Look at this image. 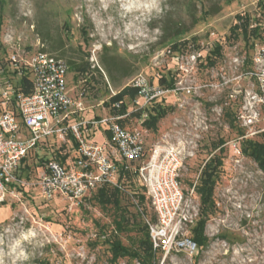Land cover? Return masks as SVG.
<instances>
[{
    "label": "rangeland",
    "instance_id": "rangeland-1",
    "mask_svg": "<svg viewBox=\"0 0 264 264\" xmlns=\"http://www.w3.org/2000/svg\"><path fill=\"white\" fill-rule=\"evenodd\" d=\"M263 4L0 0V100L1 88L17 79L12 57L18 53L28 58L42 51L66 60L69 92L74 100H83L88 118L112 115L111 95L143 74L152 87L165 92L151 102L139 95L128 98L131 114L121 123L145 134L146 150L154 144L182 149L181 186L185 194L193 192L200 211L204 166L211 159L221 160L211 201L189 231L194 237L193 229L205 218L204 247L194 256H165L153 248V264H264V171L252 156V143L264 142V131L261 122L250 129L238 118L247 91L256 90L255 80L245 75L256 48L264 43ZM244 14L250 16L251 27L263 24L258 37L232 31ZM217 46L219 53L214 51ZM71 62L87 63V70L77 73ZM162 77L171 90L160 84ZM158 109L166 112L164 117L145 127L142 115ZM93 138L103 142V130L97 129ZM68 140H45L39 152L59 159L61 151L70 160L77 143L71 135ZM34 152L21 176L25 184L6 192L0 202V264H141L129 257L114 259L105 241L118 238L138 249L144 239L141 226L152 221L154 211L137 178L121 181L120 210L103 203L98 190L81 200L60 194L45 198ZM135 191L145 196L143 202ZM121 212L129 224L118 231L114 221Z\"/></svg>",
    "mask_w": 264,
    "mask_h": 264
},
{
    "label": "built area",
    "instance_id": "built-area-1",
    "mask_svg": "<svg viewBox=\"0 0 264 264\" xmlns=\"http://www.w3.org/2000/svg\"><path fill=\"white\" fill-rule=\"evenodd\" d=\"M12 62L18 75H28L31 90L19 91L11 83L1 88L5 109L0 112V202L6 192L25 184L18 175L24 158L45 140L56 137L67 144L71 135L77 143L73 158L65 162L53 158L41 167L39 184L45 198L60 194L81 200L104 186L122 189V171L131 170L145 188L156 216L155 221H148L153 248L165 256H194L197 243L189 231L200 209L193 192L185 194L181 186L182 149L154 144L146 150L145 134L120 124L128 114L86 117L83 100H74L69 92L64 59L41 51L28 58L18 53ZM251 62L245 76L255 80L256 90L247 91L248 100L241 103L238 118L250 129L259 121L263 126L260 131H264V43L256 48ZM131 86L146 102L165 92L152 87L143 74L136 76ZM147 117L142 115L143 120ZM97 129L107 133L103 142L93 138Z\"/></svg>",
    "mask_w": 264,
    "mask_h": 264
},
{
    "label": "trees",
    "instance_id": "trees-1",
    "mask_svg": "<svg viewBox=\"0 0 264 264\" xmlns=\"http://www.w3.org/2000/svg\"><path fill=\"white\" fill-rule=\"evenodd\" d=\"M264 5V4H263ZM238 18L241 20L240 24H235L232 27V31H238V29H241L245 37H258L261 33V25L256 23L254 27H251V19L250 16L247 14L244 15H239ZM180 30L177 31L174 35L180 34ZM216 53L220 52V47L217 46L214 50ZM57 56V55H55ZM59 57V56H57ZM61 58V57H59ZM63 59V58H62ZM66 61V60H65ZM1 63V60H0ZM68 65V71L70 68V65L66 61ZM210 65H214L213 59H210L208 61ZM73 69L77 72H85L87 70V63L84 64H75L72 63ZM14 74L17 76L16 81L13 83L16 89L19 91L28 93L31 90V81L28 78L27 74L23 75H18L17 71H14ZM160 84L162 86H165L166 89L171 90L173 87L172 85L166 80V78L162 77L160 79ZM139 95V91L137 88H134L132 86H126L123 89H121L119 92H117L114 95H111L109 99L108 105L111 107V114L114 116H123L128 114V105H127V99L128 98H135ZM1 103V100H0ZM115 103L119 104V107L115 105ZM1 107L5 109V107L1 104ZM0 110L1 111H3ZM166 112L164 110L158 109V111L148 113V117L142 122V124L147 127V128H152L156 126L157 122L159 119L163 118ZM121 123V120H119ZM122 124V123H121ZM72 137V136H71ZM73 138V137H72ZM73 142H75L73 138ZM40 150H36L34 152V158L35 162L39 164V166H43L46 162H48L51 157L47 156L46 153H40ZM63 152L60 151L59 159L62 162H65L69 154H62ZM33 154V151L31 154H29L26 158L23 159L22 165L20 167V170L18 171L19 177L22 176V174L28 170V158ZM252 156L254 159L259 163L260 168L264 171V142H253L252 143ZM56 159V158H55ZM222 165V162L220 159L217 160V158L211 159L206 165L204 166L203 172H202V181H201V187H200V193H201V214L203 216V213L206 212L207 205L211 201V197L213 195L214 191V183H215V176L217 175L218 167ZM124 172L123 176L121 177L122 180H132L133 177L137 178L135 173L131 170H123ZM138 180V179H137ZM14 186V185H13ZM18 185H16L17 187ZM143 188V186H142ZM144 193L146 194L145 188H143ZM99 193L98 195L102 199L103 203L105 204H112L116 209L120 210L121 208V199H120V194L121 191L118 188H111V186H104L98 189ZM137 195H139L140 200L143 202L144 200V195L143 194H138V192L135 191ZM121 212L119 214V218L115 219V228L118 231H123L126 229L127 225L129 224V220L127 216L122 214ZM122 216V217H121ZM156 220L155 213L152 216V221ZM205 218L200 219L198 226L193 229L194 232V237H192L195 242L197 243V252L201 250V248L204 247L205 245V236L203 235V229L205 226ZM141 230H144V239L140 241L138 249H132L128 246H125L118 238L110 239V240H105L106 243H108L109 250L113 255V258H119V257H129L132 259H137L141 264H153L155 262L156 253L154 252L152 242L150 240L149 236V227L146 223H144L141 226ZM106 236H104L105 239Z\"/></svg>",
    "mask_w": 264,
    "mask_h": 264
},
{
    "label": "crops",
    "instance_id": "crops-1",
    "mask_svg": "<svg viewBox=\"0 0 264 264\" xmlns=\"http://www.w3.org/2000/svg\"><path fill=\"white\" fill-rule=\"evenodd\" d=\"M130 114H131V112L128 113V116H129ZM128 116H126V117H128ZM126 117H125V118H126ZM122 119H124V118H122ZM122 119H120V120H122ZM143 121H144V120L142 119L141 122H143ZM120 124H121V123H120ZM94 135H95V134H94ZM106 137H107V133H106L105 131H103V141L106 139Z\"/></svg>",
    "mask_w": 264,
    "mask_h": 264
}]
</instances>
